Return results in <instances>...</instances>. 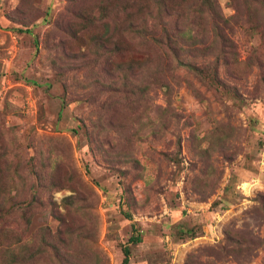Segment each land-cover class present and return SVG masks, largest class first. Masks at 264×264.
<instances>
[{
  "label": "rangeland",
  "instance_id": "374dc122",
  "mask_svg": "<svg viewBox=\"0 0 264 264\" xmlns=\"http://www.w3.org/2000/svg\"><path fill=\"white\" fill-rule=\"evenodd\" d=\"M124 251L264 264V0H0V264Z\"/></svg>",
  "mask_w": 264,
  "mask_h": 264
},
{
  "label": "trees",
  "instance_id": "16d2710c",
  "mask_svg": "<svg viewBox=\"0 0 264 264\" xmlns=\"http://www.w3.org/2000/svg\"><path fill=\"white\" fill-rule=\"evenodd\" d=\"M130 241L133 242V243H137L139 241V238H137V237L136 238L131 237ZM124 254H125V257H124L123 262L125 264L126 263V252L125 251H124Z\"/></svg>",
  "mask_w": 264,
  "mask_h": 264
},
{
  "label": "clouds",
  "instance_id": "9594fccd",
  "mask_svg": "<svg viewBox=\"0 0 264 264\" xmlns=\"http://www.w3.org/2000/svg\"><path fill=\"white\" fill-rule=\"evenodd\" d=\"M257 185H259V181L256 182ZM250 194V193H249Z\"/></svg>",
  "mask_w": 264,
  "mask_h": 264
}]
</instances>
